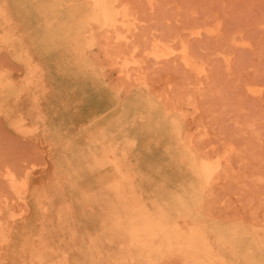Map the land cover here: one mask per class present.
<instances>
[{
    "label": "rangeland",
    "instance_id": "rangeland-1",
    "mask_svg": "<svg viewBox=\"0 0 264 264\" xmlns=\"http://www.w3.org/2000/svg\"><path fill=\"white\" fill-rule=\"evenodd\" d=\"M108 2L0 0V264H264V0Z\"/></svg>",
    "mask_w": 264,
    "mask_h": 264
},
{
    "label": "bare ground",
    "instance_id": "bare-ground-1",
    "mask_svg": "<svg viewBox=\"0 0 264 264\" xmlns=\"http://www.w3.org/2000/svg\"><path fill=\"white\" fill-rule=\"evenodd\" d=\"M92 2H93V5H94V9H95L94 11L97 14L100 15L99 19H97V21H95L97 23V25H98V28H100V29H106L107 31H110V32L113 31V30H116L117 27H118V24H119V21H118L119 19H117L118 16H121V20H120L121 22L127 20L131 16V15L129 16V11H128L127 7H124L121 12L114 11L111 8V5L109 4L108 0H92ZM119 38H120V36H118V39ZM10 39H11V36H10V32L9 31H4L1 34V41L2 42H4V43L9 42ZM153 50H155V49H153ZM167 50L168 49H166L165 51H167ZM165 51L163 50V53ZM157 52H160V51H157ZM168 52H170V51H168ZM163 53H162V55L168 54L167 52L165 54H163ZM155 54H157V53H155ZM184 54H186V53H184ZM13 55L15 56V54H13ZM162 55H161V57H162ZM154 56L155 55L153 54L152 57L155 59L157 56H155V57ZM181 56H182V54H181ZM125 58H127V56H125ZM16 60L19 61V62H24L23 58L22 57L19 58V56H16ZM122 60H123V58H122ZM184 60H185L186 66H190V67L192 66L191 61L187 58L186 55H184ZM127 61L129 63L130 60L128 59ZM130 62H132V61H130ZM130 66L133 67V65H130ZM124 68H126V67L124 66ZM12 87H13V83L11 82V80L5 75V73H1V75H0V95H2L5 91L12 90L11 89ZM14 128H16V127H14ZM207 164H208L207 162H203L201 168H202L203 172L205 173L206 178L209 179L211 177V175H212V172H214L215 170H209ZM112 165L115 167V169H117V172H118V175H119V179L113 180L110 187L112 189H114V190H118V189L122 188V182L126 178L124 176V172H123L122 167L120 165L116 164L114 161H113ZM13 169L14 168L12 167V170ZM14 171L16 172V170H13V172L10 171V170L9 171H7V170L5 171L6 172V174H5L6 177L5 176L4 177L6 179L5 183H6L7 187L11 188V189H15V188H17L19 186V187H22V188L25 189L27 187V185H28L27 181L22 179L23 180V181L21 180L22 183L19 184L20 182H18L17 176L14 173ZM0 173L3 174V172H0ZM0 178H1V175H0ZM2 178H3V176H2ZM21 178H23V177H21ZM0 193H1V191H0ZM3 196H5V195H3ZM3 198H5V197H3ZM6 198L8 199L10 197H6ZM7 199H0V202H2L4 204V200L5 201L9 200V199L8 200ZM13 199H15V198H13ZM9 201H11V199ZM13 202H11V203H13ZM2 203H0V204H2ZM130 212H134L135 213V209L130 210ZM132 226L133 227L131 228L129 234H131L133 237L134 236L138 237L139 233L142 232L141 226L138 223H135ZM159 227L160 226H158L156 224L148 225V228H146V231H149V232L150 231H155V229H158ZM126 233L128 234L127 230H126ZM174 239L175 240L176 239L179 240V242L181 241L180 236H175ZM174 239L171 238V240H174ZM189 240H190L189 241L190 243L187 244L188 245L187 247H188L189 251H191L192 253L195 251V252L200 253V254L203 255V258L200 259L201 261L199 263H197V264H221L218 260H214L213 256L211 255V252H210L209 248H207V246L204 245V242H202L199 237L193 236ZM210 255H211V257H210Z\"/></svg>",
    "mask_w": 264,
    "mask_h": 264
}]
</instances>
